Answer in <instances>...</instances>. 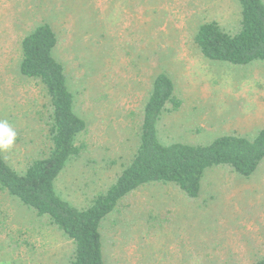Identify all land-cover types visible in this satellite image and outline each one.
Wrapping results in <instances>:
<instances>
[{"label":"rangeland","instance_id":"374dc122","mask_svg":"<svg viewBox=\"0 0 264 264\" xmlns=\"http://www.w3.org/2000/svg\"><path fill=\"white\" fill-rule=\"evenodd\" d=\"M238 0H0V123L16 133L3 150L17 169L50 147L42 88L19 73L21 40L53 25L85 148L57 180L58 192L88 205L105 191L139 144L155 76L168 73L183 101L158 123L163 143H209L223 134L254 137L264 127V61L205 58L194 35L216 21L234 30ZM106 264H253L264 255V160L250 177L213 168L188 201L172 185L129 195L103 223ZM74 244L48 219L0 190V264H71Z\"/></svg>","mask_w":264,"mask_h":264},{"label":"trees","instance_id":"16d2710c","mask_svg":"<svg viewBox=\"0 0 264 264\" xmlns=\"http://www.w3.org/2000/svg\"><path fill=\"white\" fill-rule=\"evenodd\" d=\"M240 19L234 30L218 22L201 23L194 35L200 53L209 60L248 65L264 61V0H238ZM60 43L53 25L42 22L21 40L19 73L42 88V117L50 147L23 170L14 167L0 149V190L17 198L63 232L74 244L71 264H106L104 221L140 188L172 185L190 202L202 195L203 178L213 168H229L250 177L264 160V127L252 137L223 134L209 143H163L158 123L165 112L177 111L183 101L172 77L158 73L143 107L139 144L133 157L117 172L113 183L79 207L57 190V180L69 162L85 148L78 143L87 121L75 108L68 72L56 55ZM253 264H264V255Z\"/></svg>","mask_w":264,"mask_h":264},{"label":"clouds","instance_id":"9594fccd","mask_svg":"<svg viewBox=\"0 0 264 264\" xmlns=\"http://www.w3.org/2000/svg\"><path fill=\"white\" fill-rule=\"evenodd\" d=\"M15 135L6 123H0V149L7 150L13 144Z\"/></svg>","mask_w":264,"mask_h":264}]
</instances>
